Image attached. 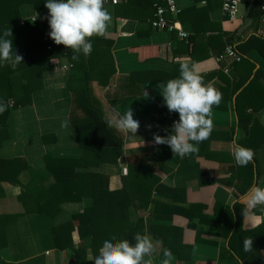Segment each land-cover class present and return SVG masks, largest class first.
<instances>
[{
  "label": "crops",
  "instance_id": "obj_1",
  "mask_svg": "<svg viewBox=\"0 0 264 264\" xmlns=\"http://www.w3.org/2000/svg\"><path fill=\"white\" fill-rule=\"evenodd\" d=\"M175 1L180 11L169 18L188 34L185 39L176 31L151 28L153 0H125L117 6H104L111 22L106 37L95 36L97 53L93 58L104 60L107 70L89 74V101L106 122L117 120L131 108L140 127L135 135L111 127L121 143L117 163L82 170L99 173L107 179L108 190L115 191L122 188L129 164L144 162L152 167V176L158 179L151 195L153 203L137 215L143 219V231L161 241L154 264H160L163 258L164 240L170 245L191 246L186 258L173 253V264H242L229 249V238L220 224L229 212L235 217V205L248 212L245 218L242 210L243 230L264 222V205L249 208L246 197L254 184L264 187V143L251 160V176L233 156L234 136L239 135L240 145L246 138L234 110L240 90L233 95L231 108L213 107V127L199 144V152L181 158L174 156L170 146L154 143V134L170 135L179 120L178 113L164 110L156 85L176 78L182 62L198 63L207 77L205 83L212 82L220 92L228 86L231 89L251 72L244 87L248 85L258 70L264 71V35L260 34L257 9L262 0H242L233 22L222 14V0ZM45 4L43 0L41 6L46 8ZM19 11L22 19L37 14L33 4L27 2ZM227 44L234 46L242 60L224 74L225 64H218L216 58ZM78 60H82L81 54ZM51 61L52 68L43 74V88L32 93L29 105L10 112L1 136L0 160L9 164L0 165V264H66L71 251L56 248L53 228L91 204V199L84 197L79 202L62 203L54 215L43 213L54 183L44 157L78 158L82 154L69 122L72 97L67 91L69 76L75 74L71 85L76 87L82 74L71 71L68 56ZM146 88L148 98H144ZM255 117L260 125L256 132L264 137V107ZM237 211L241 212L240 207ZM153 227L160 232L155 234ZM71 236L77 245V231Z\"/></svg>",
  "mask_w": 264,
  "mask_h": 264
},
{
  "label": "trees",
  "instance_id": "obj_2",
  "mask_svg": "<svg viewBox=\"0 0 264 264\" xmlns=\"http://www.w3.org/2000/svg\"><path fill=\"white\" fill-rule=\"evenodd\" d=\"M25 2L33 4L37 14L46 12V8L41 6L43 0H0V34L5 30H11L13 48L23 56V63L15 69L7 63L0 62V103L7 105L6 110L0 113V142L10 112L29 105L32 93L43 88V74L52 68L51 60L68 56L71 71L74 73L81 71L82 74L80 84L76 87L71 85L75 74H71L67 81L72 97L69 122L74 129L75 140L82 154L78 158L44 157L46 168L52 174L54 183L50 187L43 213L54 215L62 203L79 202L84 197L91 199L89 206L53 228V232L56 248L62 252L71 251L66 264H93L94 257L98 255L106 239L116 237L117 240L132 241L136 233L144 232L143 219L137 213L153 203L151 195L153 189H156L158 179L153 178L150 165L144 162L136 166L129 164L122 188L109 191L105 177L99 173L82 170L101 163L116 164L120 155L121 143L108 127L99 110L92 107L87 89L89 74L93 76L107 70V63L102 59L93 58V54L97 53L93 44L95 36L91 38L93 44L91 54L87 57L81 54L82 60H73L72 49L57 45L50 38L47 33L48 21L37 18L34 22L27 20L24 25H20L22 18L19 7ZM249 75L244 80L234 83L231 89L230 86L223 89L221 103L213 107L222 110L231 108V99L240 90L235 98L234 110L238 117V127L246 134L242 146L252 149L255 153L264 143L262 133L256 132L260 125L255 117V113L264 107V71L258 70L244 87ZM164 110L166 112L168 110L166 105ZM17 161L20 160L11 162ZM2 163L9 164L0 160V165ZM245 170L253 176V161L245 166ZM155 206L158 204L155 203ZM237 206L235 205V217L229 212L224 224H220V228H225V236L229 238V249L242 264H264V222L254 229L243 230L240 225L243 209L239 206L241 210L239 213ZM10 219L12 218L9 217L8 220ZM153 229L155 234L160 232L158 227ZM75 230L79 238L77 245L73 244L71 236ZM246 238L253 240V246L249 251H245L244 248ZM164 249H170L172 253L183 259L189 255L191 246H184L181 243H178V246L170 245L164 240ZM1 264L7 263L1 262Z\"/></svg>",
  "mask_w": 264,
  "mask_h": 264
},
{
  "label": "clouds",
  "instance_id": "obj_3",
  "mask_svg": "<svg viewBox=\"0 0 264 264\" xmlns=\"http://www.w3.org/2000/svg\"><path fill=\"white\" fill-rule=\"evenodd\" d=\"M49 10L48 22L51 31L50 38L57 45H64L72 49L73 60H78L80 54L85 57L93 51L91 38L94 36L106 37L111 22V15L104 7V0H46ZM12 31L5 30L0 34V62L7 63L15 69L23 63V56L13 48ZM160 89L164 104L170 112L179 114L171 134L161 136L154 134L156 145H168L174 156L181 158L199 152V144L208 138L212 130L211 119L213 106H218L222 100V93L212 82L205 83L196 62H182L179 65V75L156 85ZM147 88L144 98H148ZM7 105L0 103V113ZM108 127H115L122 132H131L135 135L140 127V121L134 118L130 108L115 121L106 122ZM239 135L233 138V156L236 163L246 166L253 158V150L238 143ZM248 207L264 205V187L253 185L246 194ZM245 218L247 209H243ZM134 241V242H133ZM161 241L154 240L147 232L136 233L133 240H117L116 237L106 239L99 249L93 264H154V255ZM253 240L246 238L245 251L251 250ZM160 264H173V253L164 249Z\"/></svg>",
  "mask_w": 264,
  "mask_h": 264
},
{
  "label": "built area",
  "instance_id": "obj_4",
  "mask_svg": "<svg viewBox=\"0 0 264 264\" xmlns=\"http://www.w3.org/2000/svg\"><path fill=\"white\" fill-rule=\"evenodd\" d=\"M125 0H104V6H117ZM242 0H222L221 11L226 19L233 22L237 19L238 7ZM154 18L150 22L151 28L158 31L177 32V35L181 39L187 38L188 34L184 32L179 23L170 19L169 17H175L179 13V8L175 0H154ZM258 20L262 27L260 34L264 35V0L258 5ZM49 11L41 14H34L30 18L21 19L19 24L24 25L28 20L34 22L37 18L43 21H48ZM50 29V25L49 28ZM50 48L48 47V50ZM242 60V55L234 48L232 44H227L223 53L216 58L218 64H225L222 68L224 74H228L231 66L234 63H239ZM58 66H55L57 68ZM69 67V66H68ZM264 214V208L262 209Z\"/></svg>",
  "mask_w": 264,
  "mask_h": 264
},
{
  "label": "rangeland",
  "instance_id": "obj_5",
  "mask_svg": "<svg viewBox=\"0 0 264 264\" xmlns=\"http://www.w3.org/2000/svg\"><path fill=\"white\" fill-rule=\"evenodd\" d=\"M67 91H68V93H69V88L67 87ZM71 125V124H70ZM71 127H72V125H71ZM73 128V127H72ZM80 148V147H79Z\"/></svg>",
  "mask_w": 264,
  "mask_h": 264
}]
</instances>
